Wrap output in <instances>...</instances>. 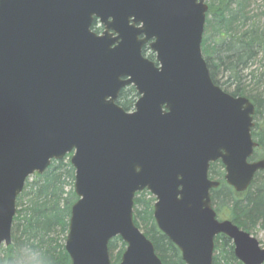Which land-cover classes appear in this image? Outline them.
I'll use <instances>...</instances> for the list:
<instances>
[{
	"label": "water",
	"instance_id": "95a60500",
	"mask_svg": "<svg viewBox=\"0 0 264 264\" xmlns=\"http://www.w3.org/2000/svg\"><path fill=\"white\" fill-rule=\"evenodd\" d=\"M208 9L205 0H0V250L28 178L70 154L71 264H112L116 237L126 244L118 264H163L134 221L144 190L185 264H213L218 235L242 264H264V246L211 203L220 186L211 164L243 193L264 159L251 160L254 104L210 76ZM130 85L139 97L125 110L117 100Z\"/></svg>",
	"mask_w": 264,
	"mask_h": 264
},
{
	"label": "trees",
	"instance_id": "16d2710c",
	"mask_svg": "<svg viewBox=\"0 0 264 264\" xmlns=\"http://www.w3.org/2000/svg\"><path fill=\"white\" fill-rule=\"evenodd\" d=\"M256 2L258 0H212L208 16L215 17L214 39L207 43L204 37L202 53L215 84L225 86L222 89L233 96L248 97L254 104V119L258 121L252 136L258 147L252 159H264V0L263 6L258 5L259 9L252 8ZM97 24V21L93 24L96 31ZM148 57L154 59L152 54ZM228 88L232 90L229 92ZM137 97L134 86L130 85L121 90L117 103L131 110ZM217 166L224 168L220 162L213 163L210 175H216ZM69 179L73 185L74 169L70 155H66L61 160H53L43 174H35L26 181L16 203L12 243L1 248L0 264H71L65 246L51 237L57 232L68 233L71 207L77 200L73 189L66 190L65 180ZM219 181L220 186L211 191L216 212H222L245 231L251 232L256 227L264 229V171L255 174L243 194L236 193L223 178ZM154 202L155 198L147 190L136 193L135 224L151 240L163 264H185L180 250L157 227L153 217ZM118 245L120 250L113 264L120 261L125 243L120 237L109 243L110 252ZM215 248L220 253L214 256V264L226 260L242 264L226 236L215 237Z\"/></svg>",
	"mask_w": 264,
	"mask_h": 264
},
{
	"label": "rangeland",
	"instance_id": "374dc122",
	"mask_svg": "<svg viewBox=\"0 0 264 264\" xmlns=\"http://www.w3.org/2000/svg\"><path fill=\"white\" fill-rule=\"evenodd\" d=\"M212 2V0H205V3L208 5V7H209V4ZM258 5H261V6H263V2H262V0H258V2H256V3H254L253 5H252V8H254V9H259V6ZM209 10V9H208ZM214 21H215V17L211 14V15H209L208 16V18H207V22H206V27H205V33H204V37H206V41H207V43H211L212 42V40L214 39V28L212 27V25L214 24ZM101 26V25H100ZM145 52H144V54H145V56H149L150 54H152L153 55V58L155 59V54L152 52V50L150 49V47L149 46H145ZM263 63V62H262ZM224 80H222V82H223ZM222 88L223 89H225V86H222ZM232 89H230V88H228V90L227 91H231ZM139 97V96H138ZM137 97V98H138ZM136 98V99H137ZM258 121V120H257ZM255 119H254V124H256V122H257ZM258 159H262V158H258ZM257 159V160H258ZM68 159L66 158V161H67ZM220 161H217V162H215V163H219ZM221 163V162H220ZM222 164V163H221ZM223 165V164H222ZM211 166H212V164H211ZM211 168V167H210ZM211 170V169H210ZM210 170H209V177L211 178V179H214V180H218L219 181V179H224V174H225V172H224V168H223V170H222V168H220V167H216L215 169H214V171H215V176H212V175H210ZM219 172V173H218ZM213 174H214V172H213ZM35 177V175H32V176H30V178H28L29 180L30 179H32V178H34ZM221 183V182H220ZM65 186H66V190H71V189H73L74 190V181H73V185H71V180L69 179V180H65ZM244 193V192H243ZM243 193H240V194H243ZM212 203V202H211ZM212 207L214 208V210H215V212H216V206L214 207V205L212 204ZM18 208V207H17ZM216 214H217V217H218V219H220V220H222V219H229V218H227V216L226 215H223L222 214V212H216ZM15 217V216H14ZM230 220V219H229ZM13 226V225H12ZM141 230V229H140ZM142 232H143V230H141ZM250 232V231H249ZM144 233V232H143ZM263 246H264V229H262V228H260V227H256V229H254V230H252L251 232H250ZM68 234V233H67ZM67 234H65V233H54V234H52L51 235V237H52V239L54 238V239H56L57 241H58V243L60 244V245H65V240H66V236H67ZM13 235V234H12ZM13 237V236H12ZM221 247V246H220ZM120 250V245H118L113 251H111L110 252V260H111V262H112V264L114 263V262H116V256H117V253H118V251ZM221 250V249H220ZM219 253H220V251H219V249H216V248H214V255H213V264H214V256H218L219 255ZM238 260V259H237ZM239 261V260H238ZM228 263H230V262H227V260H226V262L225 261H222L220 264H228ZM117 264V263H116ZM230 264H233L232 262L230 263Z\"/></svg>",
	"mask_w": 264,
	"mask_h": 264
},
{
	"label": "flooded vegetation",
	"instance_id": "af4514ba",
	"mask_svg": "<svg viewBox=\"0 0 264 264\" xmlns=\"http://www.w3.org/2000/svg\"><path fill=\"white\" fill-rule=\"evenodd\" d=\"M95 21H97V23H98V24L96 25L98 29H97V31H96V30L94 29L93 26H92V29H93L95 32H97V33L102 32V30H103V26L100 24V22H99L97 19H95L94 22H95ZM94 22H93V24H94ZM100 25H101V26H100Z\"/></svg>",
	"mask_w": 264,
	"mask_h": 264
},
{
	"label": "bare ground",
	"instance_id": "6f19581e",
	"mask_svg": "<svg viewBox=\"0 0 264 264\" xmlns=\"http://www.w3.org/2000/svg\"><path fill=\"white\" fill-rule=\"evenodd\" d=\"M207 18H208V14H207ZM206 22H207V19H206ZM205 27H206V24H205ZM205 33V32H204ZM203 39H204V37H203ZM228 93V92H227Z\"/></svg>",
	"mask_w": 264,
	"mask_h": 264
}]
</instances>
